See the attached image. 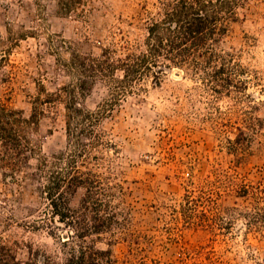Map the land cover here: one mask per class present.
<instances>
[{
	"label": "rangeland",
	"instance_id": "374dc122",
	"mask_svg": "<svg viewBox=\"0 0 264 264\" xmlns=\"http://www.w3.org/2000/svg\"><path fill=\"white\" fill-rule=\"evenodd\" d=\"M40 2L0 0V98L9 97L26 118L37 96L76 83L79 75L64 66L72 53L100 56L123 32L139 40L143 31L136 24L147 0H90L85 20L59 15L51 0ZM219 49L248 72L239 98L207 91L174 69L160 85L150 79L143 91L122 96L101 120L98 130L112 146L101 149L104 165L96 170L124 187V194L116 191L111 200L132 234L89 239L101 252L97 264H264V232H249L240 215L250 206L242 187L264 178V144L256 139L239 154L228 149V140L246 131L247 117L264 119V0L239 9ZM84 92L77 101L90 111L111 98L101 79ZM43 108L30 133L36 153L29 165L16 180L0 169V251L4 245L13 248L18 264H43L45 254L59 264L64 259L63 224L57 222L50 234L27 228L45 200L23 173L33 172L42 156L64 151L68 142L64 104ZM85 194V188L76 191L72 208L80 207ZM188 195L199 200L190 220L183 212ZM203 212L214 219L211 227H204L209 218ZM29 244L40 254L33 261Z\"/></svg>",
	"mask_w": 264,
	"mask_h": 264
},
{
	"label": "trees",
	"instance_id": "16d2710c",
	"mask_svg": "<svg viewBox=\"0 0 264 264\" xmlns=\"http://www.w3.org/2000/svg\"><path fill=\"white\" fill-rule=\"evenodd\" d=\"M51 1L61 16L74 15L85 20L90 11V0ZM249 1L147 0L136 24L143 31L141 38L132 41L123 32L119 42L103 48L100 56L72 53L64 66L72 75H79L76 83L37 96L30 118L15 109L9 97L0 98V169L10 170L15 180L36 153L30 133L45 114L43 107L52 109L57 103L65 106L66 149L51 157L42 156L33 172L23 173V177L38 184L45 200L43 208L37 211L38 218L32 225L29 222L27 228L46 229L49 234L57 222L67 228L65 234L59 235L64 248L62 264H97L101 252L89 239L108 234L116 240L117 235L132 234L128 219L111 200L118 197L116 191L124 194V187L114 181L112 174L96 170L104 165V158L99 155L101 149L112 146L98 130L101 120L122 96L134 93L135 89L143 91L150 79L154 85H160L164 75L174 69L207 91L239 98L237 95L243 94L248 86V72L234 55L220 51L219 44L230 24L238 19L239 9ZM96 79L107 84L111 98L97 111L83 109L77 99L86 94V87L92 86ZM244 121L246 131L228 140V149L234 154L249 149L256 139L264 144V119L249 116ZM79 188H85V197L79 208H72L71 197ZM240 193L250 201L247 210L240 213L249 232L263 234L264 178L256 184L244 185ZM119 201L124 202L123 198ZM198 203L197 198L187 196L183 207L186 219L196 217ZM202 214L209 218L207 222L203 220L204 227H211L214 219L205 212ZM27 247L33 261L39 253L32 244ZM13 252L10 246H2L0 264H18ZM43 264L59 263L45 254Z\"/></svg>",
	"mask_w": 264,
	"mask_h": 264
}]
</instances>
